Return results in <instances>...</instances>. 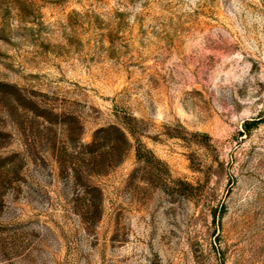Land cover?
Returning <instances> with one entry per match:
<instances>
[{"label": "rangeland", "instance_id": "1", "mask_svg": "<svg viewBox=\"0 0 264 264\" xmlns=\"http://www.w3.org/2000/svg\"><path fill=\"white\" fill-rule=\"evenodd\" d=\"M0 264H264V0H0Z\"/></svg>", "mask_w": 264, "mask_h": 264}]
</instances>
